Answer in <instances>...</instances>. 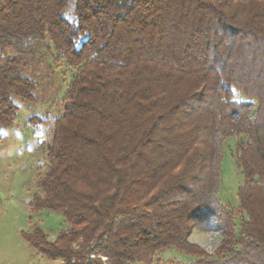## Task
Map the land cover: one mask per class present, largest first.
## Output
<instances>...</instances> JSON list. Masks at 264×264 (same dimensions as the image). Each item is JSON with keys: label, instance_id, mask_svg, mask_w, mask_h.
Masks as SVG:
<instances>
[{"label": "trees", "instance_id": "1", "mask_svg": "<svg viewBox=\"0 0 264 264\" xmlns=\"http://www.w3.org/2000/svg\"><path fill=\"white\" fill-rule=\"evenodd\" d=\"M36 46L71 69L30 202L66 229L22 234L47 264H264V0H0L2 128L34 98ZM229 137L238 231L217 199ZM193 229L221 235L215 258Z\"/></svg>", "mask_w": 264, "mask_h": 264}, {"label": "rangeland", "instance_id": "2", "mask_svg": "<svg viewBox=\"0 0 264 264\" xmlns=\"http://www.w3.org/2000/svg\"><path fill=\"white\" fill-rule=\"evenodd\" d=\"M71 10L70 2L63 15L66 19H70ZM22 64L24 75L35 81V90L32 101L13 98L19 109L18 115L11 127H0V264H47L49 261L29 245L22 234L39 227L49 241H54L58 232L66 229L61 215L38 211L30 206V202L46 172L44 145L51 137L52 122L64 110L71 69L62 61L57 62L40 46L23 56ZM235 98L242 99L239 95ZM235 142V137L224 142L217 199L233 212L238 231L241 214L238 212L237 189L242 184V175L233 159ZM189 240L215 258L214 251L221 235L193 229ZM193 259L174 248H167L156 253L151 264Z\"/></svg>", "mask_w": 264, "mask_h": 264}]
</instances>
